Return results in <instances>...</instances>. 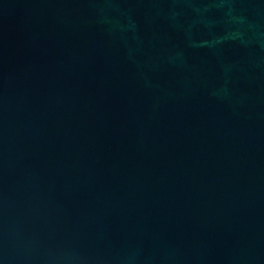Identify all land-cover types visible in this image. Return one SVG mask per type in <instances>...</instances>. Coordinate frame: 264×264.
Returning <instances> with one entry per match:
<instances>
[{
  "label": "water",
  "instance_id": "water-1",
  "mask_svg": "<svg viewBox=\"0 0 264 264\" xmlns=\"http://www.w3.org/2000/svg\"><path fill=\"white\" fill-rule=\"evenodd\" d=\"M0 264H264V0H0Z\"/></svg>",
  "mask_w": 264,
  "mask_h": 264
}]
</instances>
